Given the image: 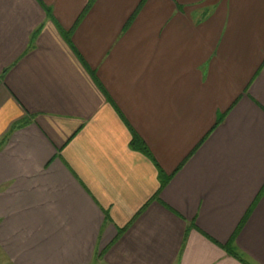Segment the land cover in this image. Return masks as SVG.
<instances>
[{"label":"crops","instance_id":"1","mask_svg":"<svg viewBox=\"0 0 264 264\" xmlns=\"http://www.w3.org/2000/svg\"><path fill=\"white\" fill-rule=\"evenodd\" d=\"M88 3L0 0L9 263L264 264V0Z\"/></svg>","mask_w":264,"mask_h":264},{"label":"trees","instance_id":"2","mask_svg":"<svg viewBox=\"0 0 264 264\" xmlns=\"http://www.w3.org/2000/svg\"><path fill=\"white\" fill-rule=\"evenodd\" d=\"M94 1L95 0H89V3H88V5H87V7H86V9L83 11V13L81 14V16H80V18H79V20H78V22L87 14V12L91 9V6H92V4L94 3ZM141 7V6H140ZM223 121V118L222 117H220L219 119H218V122H217V125L219 124V123H221ZM140 140L138 139V138H134L133 139V141H132V145L134 146V148L136 147L138 150H140L141 152H144V153H148V150H147V148L146 147H144V146H142L141 144H140V142H139ZM148 155V154H147ZM165 185V184H164Z\"/></svg>","mask_w":264,"mask_h":264},{"label":"rangeland","instance_id":"3","mask_svg":"<svg viewBox=\"0 0 264 264\" xmlns=\"http://www.w3.org/2000/svg\"><path fill=\"white\" fill-rule=\"evenodd\" d=\"M0 264H10L1 249H0Z\"/></svg>","mask_w":264,"mask_h":264}]
</instances>
